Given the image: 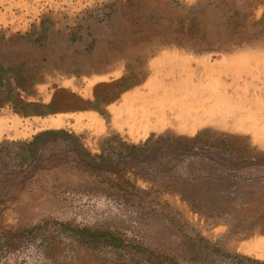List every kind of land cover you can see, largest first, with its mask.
<instances>
[{"label": "rangeland", "instance_id": "1", "mask_svg": "<svg viewBox=\"0 0 264 264\" xmlns=\"http://www.w3.org/2000/svg\"><path fill=\"white\" fill-rule=\"evenodd\" d=\"M197 2L198 10L191 8ZM181 26L218 44L237 40L239 47H179L168 38ZM0 32L6 34L0 38L4 78L15 66L22 76L41 78L26 90L0 85V100L17 93L22 99L0 108L7 173L18 167L16 146L6 144L52 128L79 135L94 152L106 136L141 143L153 133L193 136L203 129L264 151V0H0ZM128 68L144 80L92 108L95 89L103 92ZM70 176L40 172L2 204L0 264H228L226 254L264 260L254 202L229 221L165 194L161 201L178 212L175 218L131 220L123 211L132 209L128 204L105 196L66 191L67 185L50 192L55 179ZM200 244L211 248L198 252Z\"/></svg>", "mask_w": 264, "mask_h": 264}, {"label": "trees", "instance_id": "2", "mask_svg": "<svg viewBox=\"0 0 264 264\" xmlns=\"http://www.w3.org/2000/svg\"><path fill=\"white\" fill-rule=\"evenodd\" d=\"M198 6L199 2L191 8L198 10ZM191 29L176 28L168 41L195 52L230 51L239 47L237 40L218 44L209 40L205 32ZM5 37L6 34L0 32V38ZM31 37V32L25 35V38ZM18 67H12L11 74L4 78L1 65L0 85L8 81L10 85L14 83L26 90L41 81L33 75L22 76ZM143 80L144 77L130 69L122 77L106 83L108 88L103 92L96 88L95 99L89 103L98 109V106L116 100L122 92ZM7 102L14 103L16 107L22 99L18 93L3 96L0 108ZM45 106L50 108L49 111L54 110L53 101ZM32 112L37 113L35 110L23 113ZM99 112L108 117L106 110ZM6 145L8 148L16 146L15 150L11 149L14 150L12 157L17 161L12 165H16L18 171L5 172L9 162L4 163L0 159V217L2 204L19 196L21 183L40 172H54L57 178L71 175L72 180L55 179L58 183L51 186L50 192L67 185L66 191L73 187L75 191L105 196L115 203L128 204L132 209L123 211L129 213L126 217L131 220L147 217L172 220L178 212L161 201L163 195L172 194L179 196L195 212L229 221L239 218L234 213L236 210H241L242 206L249 207L247 204L254 202L256 223L264 230V151L237 136L203 129L193 136L153 133L141 143H131L116 134L104 137L98 151L94 152L79 135L65 128H52L37 133L28 141ZM4 147L5 144L1 143L0 155L5 153ZM10 151L6 152L9 156ZM139 180L149 184L142 187ZM202 247V253L211 248L206 244ZM212 250L211 253L217 249ZM226 256L228 264H264V260L251 256Z\"/></svg>", "mask_w": 264, "mask_h": 264}]
</instances>
